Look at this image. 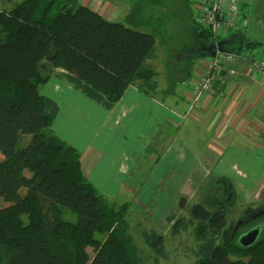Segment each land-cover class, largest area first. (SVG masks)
<instances>
[{"label": "trees", "instance_id": "obj_1", "mask_svg": "<svg viewBox=\"0 0 264 264\" xmlns=\"http://www.w3.org/2000/svg\"><path fill=\"white\" fill-rule=\"evenodd\" d=\"M77 1L0 0V201L7 204L0 207V264H144L128 234L125 208L106 205L82 172L80 152L51 131L58 107L40 88L49 80L43 73L48 64L56 77L106 110L129 86L155 95L156 72L148 64L155 38L139 29H158L143 21L147 14L150 19L147 7L154 0H128L124 24ZM183 1L191 7V0ZM195 32L213 42L206 30ZM239 37L245 49L260 46L246 42L243 32ZM208 56L199 52L194 59ZM23 136L29 139L20 146ZM229 203L226 197H206L171 228L172 237L194 229L193 264H264V213L255 220L257 240L242 247L238 238L255 221L248 219V208L245 225L231 238L235 224L227 223ZM64 209L76 222L61 218ZM142 237L157 258L164 257L162 235L145 231Z\"/></svg>", "mask_w": 264, "mask_h": 264}, {"label": "rangeland", "instance_id": "obj_2", "mask_svg": "<svg viewBox=\"0 0 264 264\" xmlns=\"http://www.w3.org/2000/svg\"><path fill=\"white\" fill-rule=\"evenodd\" d=\"M103 1H106L109 8H115L114 13L110 16V22L124 24L125 17L130 10L128 0H78L76 5L86 6L99 13L104 10L106 5V3L100 5L99 2ZM240 1L244 3L242 32L245 35V41L260 44L258 48L250 49V53L252 55L259 54L257 57L264 58V0ZM147 8L151 12L150 19L147 14L143 21L149 20L158 25V29L145 25H141L139 29L146 33L153 32L155 38V56L150 60V65H153L156 72L155 81L158 88L156 99L164 102H168L169 99L185 102L181 94L182 90L188 86L190 90L192 89L190 85L194 77V68L190 66L191 62L197 60L194 59V56L199 52L208 55L211 48L218 50L217 43L213 38V42L209 39H206L207 41L198 39L195 28H199V26L195 25L193 21V4L187 8L183 0H154V3ZM243 49L245 48L242 46L240 53ZM49 68L48 64H44L43 73L48 74L50 79L52 71ZM187 73L188 75L185 76ZM181 81L184 82L181 83ZM170 85L171 90L169 89ZM261 85V89L264 90V84ZM53 90L51 83H48L40 88V94L52 100V98H56ZM163 90L173 92L174 96H169L166 100L165 95L161 93ZM187 105L185 102L176 109L177 117L173 114L179 122L178 129L171 126L169 128L166 124L160 126L156 121L150 120L148 125L143 124L140 132L135 133V136L131 133L127 135V132H121L126 133L124 135L130 136L131 140L138 144L137 150L130 151L129 148H126L127 153H124L121 163V167L125 168L124 174L127 176L125 182L129 187L118 188L110 183L102 186L99 183H103L105 180H100L99 175L104 177L103 174L95 172L91 175V165L96 168L100 164L102 149L97 148L96 153L89 160L84 157L82 163L81 153H84L83 148H86L85 145L88 143V138L82 131L77 134L74 132V137L71 136V138H69V134H66L63 136L65 140L62 139L67 144L70 142L69 145L74 146L78 152L81 149L82 172L86 179L91 175L89 179L93 181L94 188L103 197L106 205L113 209L125 208L124 220L128 225V234L144 264H193L195 262L198 243L194 237V229L190 227L181 231L176 237H172L170 231L178 219L187 220L189 218L192 205L203 204L206 197L212 200L226 197L230 200L231 204H226L229 210L227 223H233L235 226L248 208L250 209L249 214L264 208V130L252 129L253 132L237 133L234 136L222 133L219 136L223 138L212 139L209 138L210 134L206 136L204 131L199 133V123L203 119L199 118V111L195 110L194 114L186 113ZM225 109L226 107L218 106L214 110L222 112ZM174 124L176 125V123ZM157 128L159 129L155 134L159 135L150 139V143L156 140L155 145H152L151 150H144L147 143L143 142V135H151ZM50 129L52 130V124ZM246 129L249 130L248 127ZM163 132L166 133V136L172 137L171 141L176 136L186 134V138H181V140L189 148L190 154L184 149L182 161L178 160L177 141H175L172 151L165 155L162 145ZM252 136L254 140L250 139ZM28 139L27 136H23L20 146L26 145ZM214 139L220 141L218 145V141H216L217 146L214 145ZM122 140L125 142L127 139L123 138L119 132H115L114 145H118L121 151H123ZM212 147H215L214 151L211 149ZM230 150L234 154L233 156L230 153L233 157L229 155ZM112 156L114 161L118 159L117 155ZM2 159L3 156L0 153V161ZM243 174L248 180L239 178L244 176ZM25 175L29 176L30 173L25 171ZM114 175L115 169L111 177ZM221 179L227 181L223 183L220 181ZM228 184L231 187L227 190ZM5 206L7 204L0 201V207ZM259 217L249 218V220L255 221ZM61 218L69 222H76L77 219L76 215L68 209H64ZM257 223L258 221H255L253 224L257 225ZM237 227L239 226L237 225ZM145 231H155L163 236V258H157L145 244L142 237V233ZM87 253L92 257L91 248H87Z\"/></svg>", "mask_w": 264, "mask_h": 264}, {"label": "crops", "instance_id": "obj_3", "mask_svg": "<svg viewBox=\"0 0 264 264\" xmlns=\"http://www.w3.org/2000/svg\"><path fill=\"white\" fill-rule=\"evenodd\" d=\"M99 3L102 5L106 3V1ZM241 6L243 7L244 3H241ZM109 7L110 6L106 3L102 12L98 13L97 10H91L96 11L100 16L110 21V16L114 13L115 8ZM150 60L148 61L149 65ZM196 61L192 67L194 68L192 83L195 82L196 77L198 76L195 66ZM150 66L153 68V65ZM233 68L236 71V74L233 75L234 77L229 78L227 83L220 89L224 98L222 100L217 98L218 89L217 86L214 85V89L205 93L192 111V114H194L195 110L197 112L199 111V118L203 119L201 122L202 124L199 123V133L204 131L206 136L207 134H210L209 138L212 139L223 138L222 136H219L222 135V133H229L231 136H234L237 133L253 132L252 129L256 130L260 128L264 130V90L261 89L262 85L257 81L256 76L251 71H248L240 62H235ZM55 72L61 71L56 70ZM187 75L188 73L185 76ZM184 81H181V83ZM48 83H51L54 88L53 91L56 98H52V100L57 103L58 106V113L52 123L51 131L63 140H65V137L63 136H66V134H69V138H71V136L74 137V132L77 134L79 131H82V133L87 136L88 143L85 145L86 148H83L84 153H81L82 163L84 157L89 160L90 157L96 153L97 148L102 149L100 153V155L102 154V162L100 161V164L96 168L92 165L90 168L92 171L91 175L95 172L103 174L104 177L99 175L100 180H105V182L99 183L102 186H106L110 183L113 184L114 187L118 186V188L129 187L125 182L127 176L124 174L125 168L121 167V163L124 153H127L126 148H129L130 151L137 150L136 146H138V144L134 140H131V137L127 135H130L131 133L135 136V133L140 132L143 124L148 125L150 120L153 122L156 121L160 126L166 124L169 128L171 126L174 129H178L179 122L173 114L177 117L178 115L175 113L177 112L176 109L185 104V102L188 104L187 109L189 107L190 93L187 88L182 90L181 94L185 102L171 99H169L168 102H164L156 99L158 88L157 93L150 96L140 91L135 86H129L115 106L111 110H106L86 98L79 91L73 89V87H71L66 81L56 77L54 72L46 85ZM171 89L172 88H170V90ZM161 93L165 95L164 97L166 100L169 96H174V93L169 90H163ZM254 99L255 101H252ZM70 100L73 102H68ZM245 100L247 102H244ZM218 106L220 108L226 107V109L222 112L214 110ZM174 119L175 121H173ZM174 123H176V125ZM247 127L249 130L246 129ZM158 129L159 128L153 131L151 135H143V142L147 143L145 145L146 149L144 150H151L152 145H155L154 143L156 140L150 143V139H154L159 135L155 134ZM147 130L149 131V128H147ZM115 132H119L122 134L123 138L127 139L125 142L122 140L123 151L120 150L118 145H114ZM121 132H127V135H124L126 133L123 134ZM165 134L166 133L163 132L162 135V145L165 150V155L172 151L173 142L175 141H177L176 154L178 160L182 161L184 149L190 154L189 148L181 140V138H186V134L184 136H176L172 141V137L170 135L166 136ZM250 139L254 140V137L252 136ZM146 140L149 141L146 142ZM216 141L218 140L214 139V145H216ZM219 142L220 141L217 142V145ZM69 144L71 143L69 142ZM211 149L214 151L215 147H212ZM79 152H81V149H79ZM230 153L234 156L231 150L229 155ZM112 155H117L118 159L114 161ZM114 169L115 175L111 177ZM89 177H87V179L92 185H94ZM120 178L122 179L118 181ZM107 180L108 183H106Z\"/></svg>", "mask_w": 264, "mask_h": 264}, {"label": "built area", "instance_id": "obj_4", "mask_svg": "<svg viewBox=\"0 0 264 264\" xmlns=\"http://www.w3.org/2000/svg\"><path fill=\"white\" fill-rule=\"evenodd\" d=\"M191 2L195 13L193 19L195 25L206 30L216 43L242 32L244 20L240 0H191ZM258 55H252L248 49H243L239 54L222 53L216 49L213 56L196 61L198 76L190 85L191 90L189 86L186 87L190 93L186 113L191 114L202 96L212 91L214 85L218 89L217 98L220 100L224 98L220 89L236 74L233 68L235 62L243 64L256 76L258 82L264 84V58L257 57Z\"/></svg>", "mask_w": 264, "mask_h": 264}, {"label": "water", "instance_id": "obj_5", "mask_svg": "<svg viewBox=\"0 0 264 264\" xmlns=\"http://www.w3.org/2000/svg\"><path fill=\"white\" fill-rule=\"evenodd\" d=\"M70 6L67 8V10L64 11V13H66L68 10H70ZM243 46L242 40L239 37L238 34H234L232 35L230 38L226 39V40H219L217 42V48L220 52L222 53H234V54H239V52L241 51V48ZM210 47V46H209ZM215 50L214 48H211L210 53H208L209 56H213L215 54ZM264 213V210H259L257 212H253L251 214L248 215V217L250 219H254L256 217L261 216ZM238 224H236L237 226ZM235 226V227H236ZM259 228H254L246 233H244L243 235H241L238 238V243L242 246V247H248L251 246L258 238L259 236Z\"/></svg>", "mask_w": 264, "mask_h": 264}, {"label": "flooded vegetation", "instance_id": "obj_6", "mask_svg": "<svg viewBox=\"0 0 264 264\" xmlns=\"http://www.w3.org/2000/svg\"><path fill=\"white\" fill-rule=\"evenodd\" d=\"M229 187H231L230 184L227 185V190H228ZM228 195H229V194H228ZM248 219H249V217H248ZM245 223H246V220H245L243 217H241V218L239 219V221H238V226H239V227L236 226V228H235V227L233 228L231 238H233V236L235 235L236 231H238L240 228H242V227L245 225ZM248 226H249V225H248ZM256 227L260 228L259 224H257V225H255V226L251 227L250 229L244 230V231H245L244 233H246V232H248V231H250V230H252V229H254V228H256ZM244 233H243V234H244ZM241 235H242V234H241ZM239 237H240V236H239Z\"/></svg>", "mask_w": 264, "mask_h": 264}, {"label": "bare ground", "instance_id": "obj_7", "mask_svg": "<svg viewBox=\"0 0 264 264\" xmlns=\"http://www.w3.org/2000/svg\"><path fill=\"white\" fill-rule=\"evenodd\" d=\"M229 168V167H228ZM232 169V168H231ZM244 176H240L239 178L243 179V180H248V178L246 179V175L243 174Z\"/></svg>", "mask_w": 264, "mask_h": 264}]
</instances>
